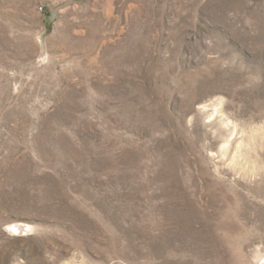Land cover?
<instances>
[{
	"label": "rangeland",
	"instance_id": "1",
	"mask_svg": "<svg viewBox=\"0 0 264 264\" xmlns=\"http://www.w3.org/2000/svg\"><path fill=\"white\" fill-rule=\"evenodd\" d=\"M0 264H264V0H0Z\"/></svg>",
	"mask_w": 264,
	"mask_h": 264
}]
</instances>
